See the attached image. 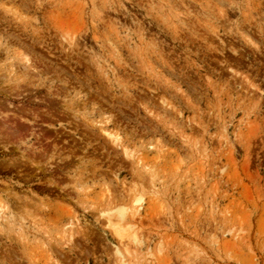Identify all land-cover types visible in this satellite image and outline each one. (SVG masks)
<instances>
[{"label":"rangeland","instance_id":"1","mask_svg":"<svg viewBox=\"0 0 264 264\" xmlns=\"http://www.w3.org/2000/svg\"><path fill=\"white\" fill-rule=\"evenodd\" d=\"M0 108V264H264V0H0Z\"/></svg>","mask_w":264,"mask_h":264},{"label":"bare ground","instance_id":"2","mask_svg":"<svg viewBox=\"0 0 264 264\" xmlns=\"http://www.w3.org/2000/svg\"><path fill=\"white\" fill-rule=\"evenodd\" d=\"M24 61H25V63H27V64H29V59L27 58V57H25V59H24ZM32 68V67H31ZM6 76V75H5ZM4 77V76H3ZM8 78H9V76H8ZM7 78V79H8ZM2 80V79H1ZM3 81V80H2ZM1 110H3L2 108H0ZM27 113V112H26ZM25 114V113H24ZM27 114H29V113H27ZM26 114V115H27ZM17 115V114H16ZM14 116H15V114H14ZM14 116H13V118H14ZM30 116H32V118H33V120H34V122H35V120L37 121H39V122H41L42 123V121H40L39 119H37L38 118V116H39V114L37 115L36 113H30ZM19 117V120L20 119H22L21 117H20V115L18 116ZM18 117H16V118H18ZM42 117V116H41ZM43 117H46V119L45 118H43V119H45V120H47L46 122L48 123V121H49V123L51 122V120H52V116H50V114H47V115H45V116H43ZM15 120V119H14ZM17 120V119H16ZM45 120H44V122H45ZM4 121V120H3ZM22 121H23V119H22ZM53 121V120H52ZM24 122V121H23ZM43 122V123H44ZM0 123H2V122H0ZM5 123V122H4ZM4 123H2V125H0V141H2V144L4 143V142H9V144H10V139L11 140H14L13 139V137L15 138L16 137V135H18L19 133H21L22 134V131L20 132V131H16V130H18L17 128H18V126H17V128H16V130L14 129L15 127H12V128H10V125H9V128H8V125L7 124H4ZM48 123V124H49ZM11 124H12V122H11ZM39 125H40V123H39ZM16 126V125H15ZM23 126V125H22ZM22 126H20V128L22 127ZM44 127V126H43ZM23 128V127H22ZM38 128H39V126H38ZM20 130V129H19ZM22 130V129H21ZM100 131H101V134H103V137L105 138V139H107L113 146H115V147H117V148H120L121 149V151H122V153H123V155L127 158V159H131V161L133 162V164H135V165H139V161L140 160H137L136 161V159L134 158V155L128 150V148L126 147V146H124L123 145V143L121 142V139H120V137H119V135H117L116 133H111V132H109L108 130H106V129H104V128H101L100 129ZM17 133V134H16ZM19 136H21V135H18V138H19ZM17 138V137H16ZM46 138L47 137H45V139H43V140H46ZM48 139H50V138H47V140ZM13 142V141H12ZM44 142V141H43ZM46 142V141H45ZM52 142H53V140L51 141V142H48L47 141V143H50L51 145H52ZM1 143V142H0ZM13 144V143H12ZM55 144V143H54ZM53 144V147L52 148H54L55 147V145ZM32 151V150H31ZM47 154V153H46ZM46 154H40L39 156L41 157V159L42 160H46V162L45 163H47L48 161L47 160H49V159H52V158H54L53 156L54 155H50V156H46ZM61 155V154H60ZM33 156H34V153H33ZM59 156V155H58ZM59 158H60V156H59ZM29 159V158H28ZM28 159H26L27 161H29ZM41 162H39V161H37V162H34V160H30V164L32 165H35V167L37 168H39V167H41L40 165L38 166V164H40ZM45 163H43V164H45ZM34 168V167H33ZM37 168V169H38ZM39 170V169H38ZM110 192L109 191H107V193H106V196H105V194L103 195V197H102V200L104 201V200H106V201H104V206L102 205L101 206V209H99L98 210V214L100 215V216H102V217H104L105 218V220H106V225H107V228L110 230V232L117 238V240H118V242H119V246H115V252L118 254V255H121V252H120V248H123L124 249V252L125 253H129V250L127 249V248H125L126 246H128V244L130 243V242H133V243H136L137 245H140L141 243H142V241L140 240L139 241V239H138V236H137V234H136V232H135V228L133 227L134 226V222H135V220H136V218L138 217V216H136V212H135V208L134 209H132L131 207H129V204H127L125 201H122V203H121V205H115L114 204V202H113V200H112V197H110L111 195L109 194ZM135 202V198H134V200H133V203ZM119 204V203H118ZM131 212V214L128 216V218H126V216H127V212ZM5 208H4V206L2 205L1 206V204H0V217H1V219H4L5 218ZM130 222L132 223V224H130ZM239 231V230H238ZM240 232V231H239ZM225 235H227V236H231V234L233 233L235 236H237L238 235V233H236V230H235V228L234 227H228L226 230H225ZM71 242V236L69 235V238L67 239V240H65V246H68V244ZM120 247V248H119ZM140 252H142V253H145V255H147V256H151V254H152V250H153V248H152V245H151V243H148V244H146L144 247H142L141 246V248H140ZM130 257V258H129ZM129 257H125V256H121V259L119 260L120 261V263L121 264H129V262H130V260H132L133 259V257H132V255H129ZM152 264H157L158 263V261H152L151 262Z\"/></svg>","mask_w":264,"mask_h":264}]
</instances>
